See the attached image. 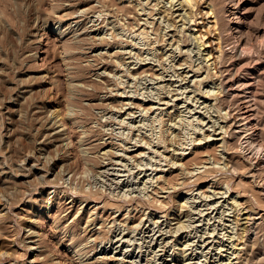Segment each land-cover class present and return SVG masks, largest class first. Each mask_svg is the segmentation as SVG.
Returning <instances> with one entry per match:
<instances>
[{
	"label": "rangeland",
	"instance_id": "1",
	"mask_svg": "<svg viewBox=\"0 0 264 264\" xmlns=\"http://www.w3.org/2000/svg\"><path fill=\"white\" fill-rule=\"evenodd\" d=\"M187 6L0 0V264L234 263L233 197L264 216V175L250 177L244 139L225 148L221 80Z\"/></svg>",
	"mask_w": 264,
	"mask_h": 264
},
{
	"label": "bare ground",
	"instance_id": "2",
	"mask_svg": "<svg viewBox=\"0 0 264 264\" xmlns=\"http://www.w3.org/2000/svg\"><path fill=\"white\" fill-rule=\"evenodd\" d=\"M136 1V0H135ZM178 1V0H177ZM183 2H185V4H187L190 8V10L188 11L189 15H188L191 19V23H193L194 26H196L197 28V32L198 33V39H201L202 42H200L202 45L206 46V49L208 50V54L209 57L211 58H207V59H212L213 65H215L216 69L215 72H217L220 78V82L222 84V90H223V98H222V102H220L224 108L226 109V113L225 115L222 113V115L225 116V118L223 117V121H225L226 125L223 126L222 130L224 129V127L226 128L225 131H223V133L225 132L228 136L225 137H230V140H225L224 138V142L226 143L225 148H227V151H230L231 149H234V151L236 150L234 148V143H236V139H244L245 140V144L246 147H248V150H251L250 155H246V162L249 161L251 162V166L248 167L250 168L248 171L251 175L250 177H263L264 175V0H183ZM150 3V2H149ZM174 3V2H173ZM171 1V4H173ZM175 4V3H174ZM173 4V5H174ZM182 5L184 3H181ZM150 5V4H149ZM148 6V5H147ZM175 6V5H174ZM185 6V5H184ZM187 6V7H188ZM171 7V6H170ZM155 9V8H154ZM172 9V8H171ZM170 10V9H169ZM172 11V10H171ZM170 12V11H169ZM164 13V12H163ZM171 13V12H170ZM169 13V14H170ZM173 16V14H171ZM167 16H169L167 14ZM166 16V17H167ZM168 18V17H167ZM212 18V19H211ZM211 19V21H209ZM181 20H185L186 23H190L188 20L185 19V17ZM149 23V21H148ZM151 23V22H150ZM185 24V23H184ZM169 25V24H168ZM167 25V27H168ZM173 23H171V26L169 25V27H172ZM192 25V24H191ZM175 26V25H174ZM148 27V26H147ZM146 28V27H145ZM195 29V28H194ZM144 30V29H142ZM141 30V33H142ZM193 30V29H192ZM195 31V30H194ZM146 31H144L143 33L145 34ZM149 32V31H148ZM146 32V33H148ZM215 32V35H214ZM140 33V31H139ZM138 33V34H139ZM142 33V35H144ZM149 34V33H148ZM211 34H213L214 36H212ZM137 35V34H136ZM140 35V34H139ZM138 35V36H139ZM213 38H211V36ZM146 36V35H145ZM151 35L149 34V37ZM184 36V35H183ZM186 36V35H185ZM196 36V35H194ZM207 36H210L207 40ZM144 36H140L139 38L143 39ZM148 37V35L146 36V38ZM152 38V37H151ZM150 38V39H151ZM196 38V37H195ZM148 39V38H147ZM146 39V40H147ZM149 39V40H150ZM197 39V41H198ZM145 41V38L143 39ZM196 40V39H195ZM148 41V40H147ZM200 41V40H199ZM198 41V42H199ZM151 43V40L149 41ZM148 42V43H149ZM149 43V44H150ZM178 43V41H177ZM153 44V41H152ZM199 44V43H198ZM200 48V47H199ZM205 48V47H204ZM131 52V51H130ZM129 52V53H130ZM124 53V52H123ZM128 53V52H127ZM128 53V54H129ZM132 53V52H131ZM130 53V54H131ZM129 54V55H130ZM207 54V56H208ZM131 57V56H130ZM132 58V57H131ZM205 58V60H207ZM207 60V61H210ZM192 61V60H191ZM190 61V62H191ZM134 62V61H133ZM211 62V63H212ZM208 63V62H207ZM137 64V63H136ZM191 64V65H190ZM188 62V65H190L192 67V64L194 63H190ZM142 65V64H141ZM182 65V64H181ZM187 65V66H188ZM199 65V64H198ZM207 65V64H206ZM211 65V64H209ZM209 65L207 67V69H209ZM183 67V66H182ZM194 67V66H193ZM192 67V69L194 70V68ZM200 67V66H199ZM198 67V68H199ZM212 67V66H211ZM214 67V69H215ZM130 68V67H129ZM133 68V67H132ZM188 68V67H187ZM136 69V68H134ZM180 69H184V68H180ZM202 69V68H201ZM197 70V69H196ZM200 70V68H199ZM211 70V69H210ZM180 71V70H179ZM208 71V70H207ZM171 72V71H170ZM169 72V74H170ZM183 72V71H182ZM196 73V71H194ZM202 72V71H201ZM198 73V72H197ZM208 73V72H207ZM211 73V71L209 72ZM213 73V71H212ZM211 73V77L215 74L213 73L212 75ZM217 73L215 74L216 78H217ZM174 74V73H173ZM199 74V73H198ZM177 75V74H176ZM180 75V74H178ZM188 75V74H187ZM210 74H207V77ZM163 76H161L160 78H162ZM175 77V76H174ZM190 77V76H189ZM159 79V77H157ZM209 78V77H208ZM171 78H169L170 80ZM173 79V78H172ZM179 79V77H178ZM206 77L204 78L205 81ZM162 80V79H160ZM168 80V79H167ZM177 80V79H176ZM185 80V79H184ZM208 80V79H206ZM211 80V79H210ZM214 80V79H213ZM212 80V82H213ZM219 80V79H217ZM216 80V81H217ZM174 81V80H173ZM187 81V80H186ZM196 81V80H193ZM203 81V80H202ZM172 82V81H171ZM176 82V81H174ZM182 82V81H181ZM184 82V81H183ZM198 82V81H197ZM200 84L202 85L203 83H201V80L199 81ZM198 82V83H199ZM206 82V81H205ZM204 82V83H205ZM219 82V81H218ZM187 83V82H186ZM207 83V82H206ZM215 83V82H214ZM197 84V83H196ZM194 82V85H196ZM176 85V84H175ZM165 86V85H164ZM170 86V85H169ZM174 86V85H172ZM197 86V85H196ZM171 87V86H170ZM187 87V86H186ZM218 87V86H217ZM196 88V87H195ZM197 88H199V86H197ZM220 88V86H219ZM218 88V89H219ZM165 89V88H164ZM179 89V88H178ZM200 89V88H199ZM221 89V88H220ZM176 90V89H175ZM172 91V89L170 91ZM180 90V89H179ZM169 91V92H170ZM182 91V90H180ZM199 91V90H198ZM165 92V91H164ZM163 92V94H164ZM168 92V93H169ZM186 92V91H182L181 93ZM196 92V91H195ZM203 92V91H202ZM201 92V94H202ZM220 92V91H219ZM198 93V92H197ZM209 93V92H208ZM214 94H217L215 92H213ZM213 93L210 92V95H214ZM176 94V92H175ZM174 94V95H175ZM177 95V94H176ZM179 95V93H178ZM199 95V94H198ZM203 95V94H202ZM201 95V97H202ZM211 95V96H212ZM218 95V94H217ZM215 95V96H217ZM222 94L219 93V97H221ZM160 96V95H158ZM165 96V95H164ZM213 97V98H217V97ZM168 97V96H167ZM195 97V96H194ZM157 98V97H156ZM159 98V97H158ZM157 98V99H158ZM171 98V97H170ZM169 98V99H170ZM177 98V96H176ZM180 98V97H178ZM207 98V97H206ZM182 99V98H181ZM190 98H188L189 100ZM198 99V98H197ZM212 99V98H210ZM219 101H221L220 98ZM175 100V98H174ZM184 100V99H183ZM187 100V99H186ZM200 100V99H199ZM198 100V101H199ZM213 100V99H212ZM215 100V99H214ZM149 101V100H148ZM159 101V100H158ZM171 101H173V97L171 98ZM176 101V100H175ZM195 101V100H194ZM205 101V100H204ZM216 101V100H215ZM169 102V101H168ZM187 102V101H185ZM197 102V100L195 101ZM216 104L218 103L215 102ZM169 104V103H168ZM211 104V103H210ZM209 104V105H210ZM219 104V105H221ZM174 105V104H173ZM196 105V104H195ZM194 105V106H195ZM213 105V104H212ZM215 105V104H214ZM213 105V106H214ZM221 105V107L223 108V106ZM170 106V105H169ZM175 107V106H174ZM182 107V106H181ZM216 107V106H215ZM220 108V106H218ZM131 108V107H130ZM155 109V107H153ZM177 108V107H176ZM184 109V106L182 107ZM214 108V107H213ZM219 108H217L219 110ZM221 108V109H222ZM223 108V109H224ZM160 109V108H159ZM163 109V108H161ZM178 109V108H177ZM186 109V108H185ZM222 109V110H223ZM143 110V109H141ZM146 110V108H145ZM151 110V109H150ZM153 110V109H152ZM189 110V109H186ZM215 110V109H214ZM221 110V111H222ZM220 111V112H221ZM148 112V111H147ZM189 112V111H188ZM192 112V110H191ZM215 112V111H213ZM218 112V111H216ZM146 113V112H145ZM172 113V112H170ZM179 113V112H178ZM219 113V112H218ZM161 114V113H160ZM131 115H134L131 113ZM144 115V114H142ZM166 115V114H164ZM168 115V114H167ZM219 114H217V117ZM56 116V115H55ZM54 116V118H55ZM59 116V115H58ZM130 116V115H129ZM162 116V115H160ZM211 116V115H210ZM221 116V113H220ZM131 117V116H130ZM135 117V115L133 116ZM171 117V114L170 116ZM222 117V116H221ZM237 119H236V118ZM163 118V117H162ZM159 118V119H162ZM132 119V118H131ZM225 119V120H224ZM56 120V119H55ZM58 120V119H57ZM56 120V121H57ZM61 121V120H60ZM59 121V123H60ZM137 121V120H136ZM202 121V119H201ZM219 121V120H216ZM192 122V120L190 121ZM55 123V122H53ZM215 123V120H214ZM125 124V123H124ZM127 124V123H126ZM193 124V123H191ZM199 124V123H198ZM61 125V123H60ZM217 125V124H216ZM216 125L214 127H216ZM221 125V124H220ZM64 126V125H63ZM197 126V125H196ZM218 126V125H217ZM54 127V126H53ZM57 127V126H56ZM60 127V126H59ZM58 127V128H59ZM132 126H130L131 128ZM134 127V126H133ZM132 127V128H133ZM194 127V126H193ZM131 128V129H132ZM197 128V127H196ZM219 128V127H218ZM200 129V128H199ZM134 130V128H133ZM195 130V127L194 129ZM130 131V130H129ZM198 131V130H197ZM200 131V130H199ZM202 132V131H201ZM216 132V131H215ZM58 133V132H56ZM55 133V134H56ZM132 133V130L131 132ZM205 132H203L204 134ZM62 134V133H61ZM199 134V133H198ZM52 135V134H50ZM59 135V134H58ZM53 136V135H52ZM211 138V135L208 136ZM53 138V137H52ZM205 138V137H204ZM209 138V139H210ZM132 139V138H130ZM237 139V140H238ZM52 140V139H51ZM219 140V139H218ZM128 141V140H127ZM126 141V142H127ZM138 141H141L140 139ZM136 141V142H138ZM195 141V140H194ZM129 142H132L129 140ZM128 142V143H129ZM159 142V141H158ZM164 142V141H162ZM161 142V143H162ZM234 142V143H233ZM238 142V141H237ZM240 142V141H239ZM133 143V142H132ZM139 143V142H138ZM141 143V142H140ZM165 143V142H164ZM136 144V143H135ZM138 145V144H137ZM158 145V144H157ZM163 145V144H162ZM180 145V144H179ZM182 145V144H181ZM239 145V144H238ZM139 146V145H138ZM176 146V145H175ZM237 146V145H236ZM145 147V146H144ZM158 147V146H157ZM179 147V146H178ZM240 147V146H239ZM243 147V145H242ZM123 148V147H122ZM121 148V149H122ZM146 148V147H145ZM159 148V147H158ZM181 148H183L181 146ZM224 148V149H225ZM128 149V148H126ZM148 149V148H147ZM150 149V148H149ZM184 149V148H183ZM239 149V148H238ZM124 150V149H123ZM165 150V149H164ZM178 150V149H177ZM185 150V149H184ZM247 150V148L245 149ZM244 150V151H245ZM126 151V150H125ZM130 151V150H128ZM171 151V150H170ZM186 151V150H185ZM233 151V150H232ZM241 150H239L240 152ZM169 152V151H168ZM231 152V151H230ZM179 153H182L179 152ZM178 151L176 152V154H179ZM229 153V152H228ZM173 154V153H172ZM183 154V153H182ZM189 154V153H188ZM243 154V153H242ZM249 154V153H248ZM117 156V155H116ZM180 156V155H179ZM184 156V155H183ZM244 156V155H243ZM172 157V156H171ZM126 158V157H125ZM167 159V158H166ZM171 159V158H170ZM130 160V158H129ZM173 160V159H172ZM233 159H229L228 162H226V166H227V172L234 174L236 171H239L238 169H240L239 164L234 161H232ZM171 161V160H170ZM169 161V162H170ZM173 162V161H172ZM141 163V162H139ZM177 163V162H176ZM118 164V163H117ZM157 164V163H156ZM172 164V163H171ZM248 164V162H247ZM121 165V164H120ZM161 165V164H160ZM173 165L175 166L176 164L173 163ZM126 166V165H125ZM249 166V165H248ZM141 168V167H140ZM139 168V169H140ZM157 168V166L155 167ZM159 168V166H158ZM157 171L161 170L160 168ZM173 168H177V167H173ZM138 169V170H139ZM143 169V168H141ZM140 169V170H141ZM146 169V168H145ZM128 170V169H127ZM152 170V169H151ZM154 170V168H153ZM156 170V169H155ZM130 170H128L129 172ZM165 171V170H164ZM222 171V169H221ZM163 172V171H162ZM234 172V173H233ZM159 173V172H158ZM238 174V172H237ZM119 176H121V174H117ZM115 175V176H117ZM236 175V174H235ZM123 176H125L123 174ZM130 176V175H129ZM159 178L156 179L158 181H160L162 179V176H158ZM161 177V179H160ZM257 177V178H258ZM156 178V177H155ZM118 180V179H117ZM254 180V179H253ZM261 179H259L260 181ZM119 182V181H118ZM153 182V179H152ZM156 182V181H155ZM262 182H264V179L262 180ZM260 183V182H259ZM162 188V187H161ZM164 190V188H163ZM229 192L231 190V188L229 187ZM227 190V191H228ZM226 191V192H227ZM225 192V193H226ZM215 193V192H214ZM222 193V192H221ZM219 193V194H221ZM85 193H83L84 195ZM88 193H86L87 195ZM190 194V193H189ZM192 194V193H191ZM223 194V193H222ZM85 195V196H86ZM91 194L89 193V196ZM224 196V195H223ZM88 198V196H86ZM204 197V195H203ZM222 197V196H221ZM91 198V197H90ZM201 198V197H200ZM206 198V197H204ZM202 198V199H204ZM209 198V196H208ZM211 198V197H210ZM218 198V197H217ZM220 198V197H219ZM240 198L239 194L236 197H233V199H235L236 201H234L236 208H237V215L238 216V221H237V225H238V233L239 236L236 240V243H234V249H232V253L230 252V254L232 255V259L229 258V260H233L234 263L232 264H264V252H262L261 250H256L255 247L256 246V242H252L250 243V239H249V235L251 232H253L254 230H256L255 235H257V231L258 232H262L264 234V216L263 215H259V213L257 211H255L253 205H250L247 201H244L243 203L241 201H239L238 199ZM253 200H255V197H252ZM212 199V198H211ZM210 199V201H211ZM214 199V198H213ZM207 200V199H206ZM209 200V199H208ZM207 200V201H208ZM196 201V200H195ZM204 202V201H203ZM213 202V201H212ZM211 202V203H212ZM256 202V201H255ZM202 203V202H201ZM209 203V202H208ZM198 204V203H197ZM203 204V203H202ZM218 204V203H217ZM199 205V204H198ZM196 205V206H198ZM205 205V204H204ZM201 206V205H200ZM203 206V205H202ZM206 206V205H205ZM209 206V204L207 205ZM217 207L220 205H216ZM215 205H213L212 207H216ZM209 208V207H208ZM240 208V209H239ZM190 209V208H189ZM206 209V208H205ZM216 209V208H215ZM214 209V210H215ZM230 209V208H229ZM192 210V209H191ZM210 210V209H208ZM228 211V210H227ZM194 212V210H193ZM200 212V211H199ZM198 212V213H199ZM210 214L212 211H209ZM197 213V212H196ZM219 213V212H218ZM228 213V212H227ZM209 214V213H208ZM209 214V215H210ZM217 214V213H216ZM224 214V213H223ZM230 213H228L227 215H229ZM166 214H164V216L162 215V217H166ZM169 215V214H168ZM189 217V214H187ZM200 215V214H199ZM202 215L204 216V214L202 213ZM200 215V216H202ZM206 215V214H205ZM180 216V215H179ZM202 216V217H203ZM211 216V215H210ZM208 218H211V217ZM222 216V215H221ZM220 216V217H221ZM230 216V215H229ZM234 216V215H233ZM182 217V216H181ZM180 217V218H181ZM187 217V216H186ZM224 215L221 217L223 218ZM183 218V217H182ZM174 219V218H172ZM224 219V218H223ZM221 220V219H220ZM220 220L218 222H220ZM237 220V219H236ZM208 221H210V219H208ZM217 221V219H216ZM182 222V221H181ZM180 222V223H181ZM186 222V221H185ZM187 223V222H186ZM207 223V222H206ZM210 223V222H209ZM208 224V223H207ZM232 224V223H231ZM168 225V224H167ZM182 225V224H181ZM180 224L178 226H180V228H184V224L181 226ZM187 225V224H185ZM191 227V224H189ZM220 225V224H219ZM222 225V224H221ZM177 226V228H179ZM184 226V227H183ZM201 226V224H200ZM210 226V225H209ZM213 226V224H212ZM225 226V225H224ZM228 226V225H227ZM188 229L189 226L187 225ZM193 227V226H192ZM191 227V228H192ZM230 227V226H229ZM186 228V227H185ZM197 228V227H196ZM213 228V227H211ZM232 228V226H231ZM125 229V228H124ZM185 229V230H188ZM193 229V228H192ZM210 229V228H209ZM224 229V228H223ZM154 230V229H153ZM184 231V229H182ZM206 230V229H205ZM213 230V229H212ZM215 230V229H214ZM232 230V229H231ZM124 231V230H123ZM152 231V230H151ZM155 231V230H154ZM164 231V230H163ZM172 231V230H171ZM179 231V229H178ZM177 231V232H178ZM197 231V230H196ZM157 232V231H156ZM170 232V231H169ZM174 232V231H173ZM176 232V231H175ZM188 232V231H187ZM195 232V229H194ZM206 232V231H205ZM213 232V231H212ZM228 232L231 233V231L228 230ZM236 232V231H235ZM233 232V233H235ZM126 232H124L125 234ZM130 233V232H129ZM128 233V234H129ZM163 233V232H162ZM172 233V232H170ZM197 233V232H195ZM215 233V232H214ZM226 233V232H225ZM229 233V234H230ZM123 234V233H122ZM123 234V235H124ZM126 235V234H125ZM162 235V234H161ZM210 235V232L209 234ZM212 235V234H211ZM188 236V235H187ZM190 236V235H189ZM197 236V235H196ZM218 236V235H217ZM226 236V235H224ZM234 236V235H233ZM233 236H231L233 238ZM260 236V235H259ZM258 236V237H259ZM262 236V235H261ZM163 237V236H162ZM191 237V236H190ZM204 237V236H202ZM208 237V236H207ZM220 238V235L218 236ZM252 237V236H251ZM257 237V238H258ZM263 237V236H262ZM123 238V237H122ZM121 238V239H122ZM224 238V237H223ZM261 238V237H260ZM259 238V239H260ZM120 239V238H119ZM231 239V238H230ZM234 239V238H233ZM262 239V238H261ZM260 239V240H261ZM264 239V238H263ZM118 240V239H117ZM228 240V239H227ZM235 240V239H234ZM255 240V239H254ZM259 240V241H260ZM112 241V240H111ZM124 241V240H122ZM128 240H126L127 242ZM233 241V240H231ZM118 242V241H117ZM129 242V241H128ZM218 242V241H217ZM223 242V241H222ZM227 242V241H226ZM262 242V240H261ZM264 242V241H263ZM211 243V242H210ZM128 244V243H127ZM130 244V243H129ZM190 244V243H188ZM205 244V243H204ZM206 244H208L206 242ZM213 244V243H212ZM264 244V243H263ZM262 244V245H263ZM165 245V244H164ZM175 245V244H174ZM173 245V246H174ZM187 245V244H186ZM191 245V244H190ZM189 246V245H187ZM186 246V247H187ZM193 246V245H192ZM196 246V245H195ZM202 246V245H201ZM163 247V246H162ZM167 247V246H166ZM169 247V246H168ZM185 247V249H186ZM262 247V246H261ZM197 248V247H196ZM203 248V247H202ZM228 248V247H227ZM264 248V247H263ZM34 249V248H33ZM162 249V248H161ZM191 249V248H190ZM194 249V247H193ZM212 249V248H211ZM223 249V248H221ZM260 249V248H259ZM183 250V249H182ZM209 250V249H208ZM214 250V248H213ZM216 250V249H215ZM222 251V250H221ZM226 251V250H225ZM230 251V250H229ZM165 252V251H164ZM194 252V250H193ZM191 250V253H193ZM210 250H209V254H210ZM163 253V252H162ZM174 253V252H173ZM182 253H185L184 250L182 251ZM199 253V252H198ZM219 253V252H218ZM228 253V252H227ZM176 254V253H175ZM207 254V253H206ZM204 254V255H206ZM221 254V253H220ZM163 255V254H162ZM203 255V253L201 254ZM200 255V256H201ZM224 255V254H223ZM188 256V255H187ZM164 257V256H163ZM184 257V255H183ZM186 257V256H185ZM184 257V259H185ZM207 257V256H206ZM209 257V256H208ZM207 257V258H208ZM227 257V256H226ZM229 257V255H228ZM175 259V258H174ZM206 259V258H205ZM186 260V259H185ZM209 260V259H208ZM208 260H206L205 262H207ZM224 260V259H223ZM230 260V263H231ZM136 262H134L135 264ZM192 263V262H190ZM198 263V262H197ZM229 263V262H228ZM227 263V264H228ZM132 264V263H131ZM210 264V263H209Z\"/></svg>",
	"mask_w": 264,
	"mask_h": 264
}]
</instances>
